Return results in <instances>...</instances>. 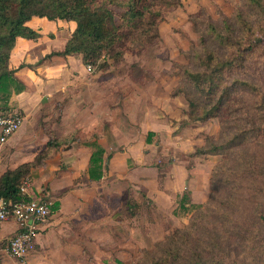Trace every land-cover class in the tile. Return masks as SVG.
I'll list each match as a JSON object with an SVG mask.
<instances>
[{"label": "rangeland", "instance_id": "obj_1", "mask_svg": "<svg viewBox=\"0 0 264 264\" xmlns=\"http://www.w3.org/2000/svg\"><path fill=\"white\" fill-rule=\"evenodd\" d=\"M239 11L248 16L247 0H182V6L160 24L159 38L152 45L127 52L121 64L106 59L110 65L93 70V75L104 77L105 100L111 110L110 122L103 131L105 150L107 155L122 157L116 173L107 176L100 186L104 191L98 192L104 202H100V212L96 213V206L93 211L104 221H95L100 227L87 226L83 232L85 241L70 243L69 250L66 246L63 250L57 245L43 249L38 246L20 260L0 249V264H146L154 259L153 254L158 256L159 248L168 244L170 237L178 236V242L185 238L196 242L199 235L211 231L224 238L221 230L231 220L222 218L225 211L221 208H242L230 217L237 219L241 215L242 219L245 212L255 207L254 201L263 204V184L257 193L250 189L253 200L245 201L249 191L245 183L244 188L238 189L242 203L233 206L228 193H234V186L215 190L221 180L233 181L229 178L232 169L240 165L238 153L242 148L235 147L229 155L195 153L200 148L209 149V140L218 144L219 140L233 137L237 130L230 129L229 122L221 118L194 121L185 97L195 96L188 72L197 69L205 49L219 51L211 26L222 31L226 22L236 25ZM65 104L57 105L53 114L40 117L37 133H32L22 147L21 158H14L9 165L32 160L28 162L32 165L28 176L33 179L48 160V175L43 178L46 180L39 179L37 187L34 183L33 191L53 202L52 215L58 210L51 195L53 185L59 191L69 192L87 182L83 175L70 170L67 157L58 163L55 155L60 150L69 151L73 145L76 148L70 153L74 157L82 149L86 153L87 143L100 140V135L92 132V125L84 123L92 119L88 116L82 117L83 129L78 133L52 130L60 123ZM49 141L61 143L52 148ZM15 153L7 144H0V164L8 165ZM104 154L105 151L103 157ZM107 189L114 195L107 197ZM186 195L195 208L177 217L173 211ZM91 215L88 214L87 225Z\"/></svg>", "mask_w": 264, "mask_h": 264}, {"label": "trees", "instance_id": "obj_2", "mask_svg": "<svg viewBox=\"0 0 264 264\" xmlns=\"http://www.w3.org/2000/svg\"><path fill=\"white\" fill-rule=\"evenodd\" d=\"M181 6L182 0H0V109L10 111L12 94L24 89L10 68V57L18 38L40 37L26 25L33 17L75 22L71 39L58 55H81L84 65L95 69L110 65L106 59L121 64L127 52L152 45L159 38L160 24ZM247 8L248 16L237 13L236 25L226 22L222 31L211 26L221 53L205 49L197 69L187 75L195 96L185 95L194 121L221 118L229 122L230 129L237 130L218 144L209 140V149L200 148L195 153L229 155L235 147L242 148L238 153L240 165L232 169L229 178L233 181L221 180L215 187L218 192L234 186V193H228L232 206L242 203L238 189L247 185L245 201H251L250 189L257 193L264 185V0H247ZM60 143L49 141L48 146L57 148ZM87 145L95 147L89 175L96 181L101 178L105 150L96 142ZM31 168L30 163H24L8 169L0 178V199H29L21 195L20 184ZM189 201L186 195L173 214L179 217L195 208ZM254 202L255 207L242 219L241 215L230 219L240 208H221L225 211L222 218L231 220L221 228L227 232L221 235L224 238L211 231L199 235L196 242L188 238L178 242V236H173L146 264H264V202Z\"/></svg>", "mask_w": 264, "mask_h": 264}, {"label": "crops", "instance_id": "obj_3", "mask_svg": "<svg viewBox=\"0 0 264 264\" xmlns=\"http://www.w3.org/2000/svg\"><path fill=\"white\" fill-rule=\"evenodd\" d=\"M26 25L37 31L40 37L37 40L18 38L11 53L10 68L16 71L15 77L24 85V89L20 93L12 94L8 107L12 111H20L24 121L20 130L6 143L10 148L15 149L16 153L11 155L8 165L0 164V168H2L0 178L8 169H15L32 161L27 159L18 166L9 167L14 158V160L21 158L19 155L22 153L21 149L29 141L31 134L37 133L40 117L45 114H53L57 105L64 102L66 104L61 108L60 123L56 124L52 130L60 133V130L63 129L67 132L78 133L83 129L80 123L82 117L88 116L92 119H88L84 123L92 125V132L100 135L98 145L102 146L104 150L106 149L103 142L105 138L103 131L106 127L105 124L110 122L111 110L105 100L107 91L105 90L104 77L89 73L81 55L67 57L58 55L64 52L77 27L76 23L33 17ZM30 125H32L31 128H29ZM85 146L86 153L82 152V149L77 154L74 153V157L70 153L76 148L73 145L69 151L60 150L55 155L58 163H61L62 158L64 160L67 157L70 170L76 172L78 176L83 175L87 182L69 192L59 191L53 185L51 195L57 201L58 210L38 234L36 248L39 246L40 249H43L48 247L47 245H57L61 247L60 250H63L65 246L69 250L70 243L85 241L86 237L83 232L87 226L89 228L100 227L95 224V221H104L100 216H95L93 210L96 206V213L100 212V202H104L98 196L100 192L104 191L100 186L104 185L103 181L107 176L111 177L116 173L122 157H120L121 154L107 155L108 150H105L103 159L106 170H103V178L96 181L91 180L89 168L95 148L87 144ZM63 154H65L64 157ZM46 161L47 165L44 169L32 174L36 187L39 179L48 175L47 166L50 164L48 160ZM106 163L110 165L108 166ZM49 184L51 185L52 182ZM107 194V197L114 195L108 189ZM88 214H92L89 225H87ZM17 229L18 225L13 222L6 224L3 231L4 237L8 238L13 235Z\"/></svg>", "mask_w": 264, "mask_h": 264}, {"label": "built area", "instance_id": "obj_4", "mask_svg": "<svg viewBox=\"0 0 264 264\" xmlns=\"http://www.w3.org/2000/svg\"><path fill=\"white\" fill-rule=\"evenodd\" d=\"M92 73L94 68L86 66ZM24 118L19 111H4L0 109V144L4 145L21 128ZM33 179L26 176L20 184L21 201L12 202L0 199V249L9 255L23 260L36 249V240L42 228L52 216L53 203L45 196L33 191ZM18 225L17 231L4 237V227L8 223Z\"/></svg>", "mask_w": 264, "mask_h": 264}]
</instances>
